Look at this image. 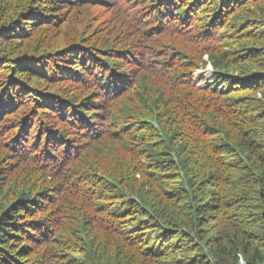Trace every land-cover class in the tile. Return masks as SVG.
I'll list each match as a JSON object with an SVG mask.
<instances>
[{
	"label": "trees",
	"instance_id": "1",
	"mask_svg": "<svg viewBox=\"0 0 264 264\" xmlns=\"http://www.w3.org/2000/svg\"><path fill=\"white\" fill-rule=\"evenodd\" d=\"M127 4L145 53L113 40L140 35ZM241 261L264 264V0H0V264Z\"/></svg>",
	"mask_w": 264,
	"mask_h": 264
},
{
	"label": "rangeland",
	"instance_id": "2",
	"mask_svg": "<svg viewBox=\"0 0 264 264\" xmlns=\"http://www.w3.org/2000/svg\"><path fill=\"white\" fill-rule=\"evenodd\" d=\"M127 7L129 8V19L130 21L132 20L134 24H136L134 22V17L132 16V8H130L127 4ZM148 11L145 10L144 12L141 11L140 15L142 16L143 20L147 19L148 16ZM138 26V24H136ZM152 24L148 21L145 23L144 26H138V29L140 31V35L139 36H133L131 33H129V28L127 25H123L122 27H120V29H115L114 33H113V40H116V45L117 46H121V45H127L129 46L130 44L132 45V47L134 49H139L142 50L143 48H145L144 53L146 52V46L149 43H155L157 40V36H153L151 32L149 34H146V29H148ZM138 40H142V49L139 48L137 46L138 44ZM206 60V56L205 59ZM213 73L212 71V67L211 64H199L197 68L194 69V71H192V75L194 78H196L198 83H203V80H201L200 78L203 79H209L211 74ZM154 74V73H153ZM247 79V76L244 77ZM130 92H133V89L130 90ZM130 92L128 94H130ZM103 98V97H102ZM102 110H99V108L97 107V113L101 112Z\"/></svg>",
	"mask_w": 264,
	"mask_h": 264
},
{
	"label": "water",
	"instance_id": "3",
	"mask_svg": "<svg viewBox=\"0 0 264 264\" xmlns=\"http://www.w3.org/2000/svg\"><path fill=\"white\" fill-rule=\"evenodd\" d=\"M247 263V262H246ZM245 262L241 261L240 264H246Z\"/></svg>",
	"mask_w": 264,
	"mask_h": 264
}]
</instances>
